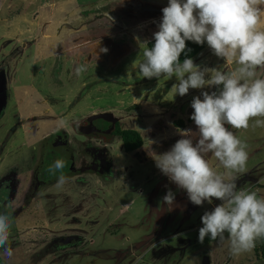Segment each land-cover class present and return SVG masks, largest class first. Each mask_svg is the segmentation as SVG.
<instances>
[{"label":"rangeland","instance_id":"374dc122","mask_svg":"<svg viewBox=\"0 0 264 264\" xmlns=\"http://www.w3.org/2000/svg\"><path fill=\"white\" fill-rule=\"evenodd\" d=\"M167 4L0 0V176L13 170L17 179L14 191L0 186L13 251L7 257L0 249V264H264L254 250L230 255L227 233L223 241L199 243L200 217L221 201L194 205L153 159L181 130L190 129L196 142L191 101L218 91L190 88L172 98L175 75L140 76L136 66ZM191 59L201 68L237 67L207 43ZM79 65L87 70L78 76ZM107 114L135 128L141 146L125 152ZM256 119L264 118L230 130L248 145L237 188L264 197V127H253ZM57 159L65 162L62 188L56 186L61 172L49 171ZM206 159L225 171L211 153ZM169 190L173 204L163 200ZM66 235L74 243L50 249L51 239Z\"/></svg>","mask_w":264,"mask_h":264},{"label":"clouds","instance_id":"9594fccd","mask_svg":"<svg viewBox=\"0 0 264 264\" xmlns=\"http://www.w3.org/2000/svg\"><path fill=\"white\" fill-rule=\"evenodd\" d=\"M162 13L153 33L155 42L151 48L145 46L136 66L140 76L175 75L178 83L171 87L172 98L186 95L190 88L217 86L218 91H203L202 98L194 96L191 101L190 118L199 133L196 142L190 129L181 130V138L168 151L152 155L153 159L194 205L211 204L213 198L221 201L200 217L199 243L206 237L223 241L227 233L230 255L250 252L258 240H264V197L237 188L236 174L247 170L248 145L230 128L247 129L253 118H264V77L257 76V69L264 67V0H168ZM189 40L206 42L217 57L237 67L233 71L201 68L191 58L181 63L179 56ZM86 70L84 65L75 69L78 76ZM253 127H264V119H256ZM208 153L223 167V173L206 159ZM64 166L57 159L49 168L52 174L61 172L57 188L67 181ZM163 200L173 204L171 190ZM10 221L9 214L0 213V249L7 257L13 255Z\"/></svg>","mask_w":264,"mask_h":264},{"label":"trees","instance_id":"16d2710c","mask_svg":"<svg viewBox=\"0 0 264 264\" xmlns=\"http://www.w3.org/2000/svg\"><path fill=\"white\" fill-rule=\"evenodd\" d=\"M154 42H155L154 37H152L146 41V46L151 48ZM205 45H206V42L204 44H197L194 41H190V40L186 41V48L180 54L179 61L183 62L185 58H191L197 52H199ZM262 77H264V75ZM109 119L111 120L110 132L117 134L120 137L121 145L125 152L134 151L141 146L142 137L135 128L121 127L118 124V121L114 119L112 116ZM174 122L179 123V124L182 123L181 119H177ZM253 250L257 256L264 257V240H258Z\"/></svg>","mask_w":264,"mask_h":264},{"label":"flooded vegetation","instance_id":"af4514ba","mask_svg":"<svg viewBox=\"0 0 264 264\" xmlns=\"http://www.w3.org/2000/svg\"><path fill=\"white\" fill-rule=\"evenodd\" d=\"M16 182L17 179L13 170H10L9 172L0 176V186L4 187L5 189L14 191L13 189L16 186ZM66 236H70V235H66ZM64 237L65 236H58L51 239L50 242L48 243L50 245V249L58 248L59 246H64L65 244L69 245L71 243H74V237L70 236L68 240L62 241L61 238Z\"/></svg>","mask_w":264,"mask_h":264},{"label":"water","instance_id":"95a60500","mask_svg":"<svg viewBox=\"0 0 264 264\" xmlns=\"http://www.w3.org/2000/svg\"><path fill=\"white\" fill-rule=\"evenodd\" d=\"M3 82H4L3 73L0 71V107L4 101V84H3ZM69 238H70V236H65L64 238H61V240L66 241Z\"/></svg>","mask_w":264,"mask_h":264},{"label":"crops","instance_id":"0c3cea01","mask_svg":"<svg viewBox=\"0 0 264 264\" xmlns=\"http://www.w3.org/2000/svg\"><path fill=\"white\" fill-rule=\"evenodd\" d=\"M201 51V50H200ZM198 53V52H197ZM262 71H264V67H262Z\"/></svg>","mask_w":264,"mask_h":264}]
</instances>
